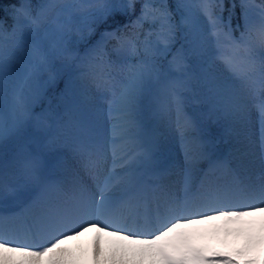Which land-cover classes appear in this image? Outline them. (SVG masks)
Instances as JSON below:
<instances>
[{"label":"snow or ice","instance_id":"6c2138e0","mask_svg":"<svg viewBox=\"0 0 264 264\" xmlns=\"http://www.w3.org/2000/svg\"><path fill=\"white\" fill-rule=\"evenodd\" d=\"M239 6L244 25L237 37L233 35L231 12L227 22L219 14L224 11L223 0L179 4L178 8L185 10L182 20L189 26L185 35L188 47L177 49L171 63L185 69L189 57H196L205 45L204 29L192 11L195 9L206 19L207 35L214 40L217 58L229 73V77L220 78L208 72L204 78L213 108L246 125L251 100L259 114V172L243 165L230 166L233 152L247 155L242 140H237L239 146L228 155L214 158L209 151L211 141L193 135V156L186 152V159H204L208 170L194 192L193 173L185 170L181 191L156 174L151 180L144 179L158 147L155 135L145 142L129 138L131 147L113 142L112 167L107 168L103 146L80 140L70 148V161L58 156L52 165L71 175L64 188L61 181L52 178L45 155L56 147V136L37 142L26 131L30 116L19 102V91L37 67L30 65L23 80L13 86L17 102L11 124L0 116V201L11 191L20 198L21 206L19 213L9 214L0 204V264H264V4L259 5L255 20L251 12L254 5L240 0ZM29 7L22 4L16 11L38 24L57 8L94 10L89 11L90 18L101 20L117 6L47 3L38 7L35 17ZM119 7L134 8V3L129 0ZM108 38L117 42L113 49L118 54L116 60L104 51ZM174 39L175 25L165 0H144L134 20L102 34L83 58L85 71L81 75L98 87H109L110 108L116 106L127 116L155 71L148 57L159 52L161 45L167 48ZM32 51L39 64L47 62L46 53L35 47ZM141 52L143 58L131 63V58ZM9 57L8 36L0 29V93L8 87ZM118 76L124 77L123 83ZM187 83L173 85L168 103L160 105L162 112L174 107L182 140L196 132L194 121L183 112L178 91ZM10 137L17 138L11 150ZM81 170L93 181L91 186L80 176ZM212 171H221L226 178L213 180ZM53 189L63 193L57 202L49 200ZM21 218L30 219L32 226L12 227ZM210 239L219 246L210 245Z\"/></svg>","mask_w":264,"mask_h":264},{"label":"rangeland","instance_id":"374dc122","mask_svg":"<svg viewBox=\"0 0 264 264\" xmlns=\"http://www.w3.org/2000/svg\"><path fill=\"white\" fill-rule=\"evenodd\" d=\"M138 1H141V5L144 3V0ZM128 2L129 0H45L43 4L89 5L105 3L117 6L112 10L125 11V8L119 6ZM156 2L159 3L160 0H156ZM165 2L172 13V23L175 25V39L167 48L161 45L160 51L149 58L155 65V71L148 78L146 91L139 98L134 110L127 116L122 115L119 110L123 119L130 117L132 125L122 128L117 146L127 145L131 147L128 143L129 138L135 137L137 140L145 142L150 136L155 135L158 147L153 156L154 162L152 165H148V174L144 176V179L151 180L153 174H156L164 183L171 184L175 189L182 191L184 188L185 170H191L195 173L194 184L191 187V190L194 192L199 187L203 173L208 170V163L204 159H186V152L189 157L193 156V145L190 143V138L194 135L200 139L199 133L196 130L195 133H190L188 137L182 140L176 126L177 114L174 107L170 106L167 111L163 112L160 110L161 104L168 103L170 98L169 92L173 85H180L182 82L187 81L186 86L178 87V91L184 102L183 112L193 120L195 103H197L196 99H198V88H200L205 99H207L205 107L209 114L210 129L220 139L221 157L228 155L230 150L238 147L237 140L240 139L247 146V155L241 156L240 153L233 152V155L230 157V166L235 168L243 165L259 172L261 167V153L258 141L260 122L259 114L253 102L251 100L248 102L247 123L245 125L232 116L225 115L213 108L212 99L206 94L204 78L208 72L220 78L229 77V73L225 69L223 62L217 58V52L215 51L214 54L207 56L199 49V54L196 57H189L187 67L183 70H179L173 65L167 67L163 65L162 60L170 53L173 56L181 46L188 47L185 35L189 32V26L182 20L185 10L178 8V5L196 4L199 0H175L177 8H172L169 0H165ZM140 9L136 16L140 14ZM89 11L94 10L69 12L67 9L57 8L41 19L38 24H33L30 31H14L10 35H7L10 53L7 76L8 87L3 93H0V116H3L9 124L13 120V108L17 102L13 96V86L23 80L30 65H37L30 78L19 91V102L29 113L27 103L33 102L41 96L52 81L48 73L43 71L50 64L49 57L51 54L55 52L72 56L66 42L67 32L72 30L81 35L92 28L96 20L90 18ZM192 11L196 17L198 11L195 9ZM98 41L77 53V60L73 63V67L67 71L62 99L59 102L61 111H58L57 108L59 104L47 103L46 106L49 112L47 111L44 114L51 120L49 127L45 121L36 122L37 116L33 122H30L32 118H29L26 123V131L32 136L34 141L42 142L46 137L56 136V147L51 152H46L45 155L52 178L57 180L60 177L59 181H61V186L64 188L71 181V175L64 168L52 167V165L58 156L69 158L70 161V148L77 141L83 140L92 144L102 145L108 158L105 167H112L108 136V110L110 108L109 101L112 100V90L106 86L98 87L91 78L81 75L85 71L82 67L83 58ZM33 47L47 54L46 63H38L37 58L33 55ZM158 58L161 60H158ZM195 76L198 77V84L194 83ZM117 80L123 83L124 77L118 76ZM115 90L118 91V88ZM61 113L74 116L80 123L86 124V132L78 134L73 138L63 133L56 123ZM93 125L98 126L97 130L90 129ZM245 134L247 135V139H244ZM16 143L17 138L10 137L8 140L9 150ZM80 176L89 186L93 184V181L83 170L80 171ZM197 177L198 181L196 182ZM216 177L226 178L223 172L212 171L210 178L215 180ZM9 186L11 188V180ZM62 197L63 193L56 189H53L49 193V200L51 202H57ZM0 204L8 209L9 214L19 213L21 210L20 198L11 191H9L6 200L0 201ZM31 226L32 221L26 218H21L12 225V227L18 229ZM208 243L212 246H219L214 239H210Z\"/></svg>","mask_w":264,"mask_h":264},{"label":"trees","instance_id":"16d2710c","mask_svg":"<svg viewBox=\"0 0 264 264\" xmlns=\"http://www.w3.org/2000/svg\"><path fill=\"white\" fill-rule=\"evenodd\" d=\"M45 0H0V29L6 30V34H10L14 30H19V32L30 31L33 23L28 16L24 15L22 12L16 11L20 5H29L28 11L34 17L38 7L44 3ZM171 2L172 8H177V3L175 0H169ZM251 5H254L251 9L252 17L255 20L257 13L259 12V5L264 4V0H248ZM134 8L121 10H112L105 18L101 20H96L90 31H85L81 35L70 30L66 34V42L68 43L69 49L72 51V56L61 55L59 53L53 52L50 58V65L44 68V71L48 73V76L52 78L50 85L44 90V93L37 98L34 102L27 104L28 110L31 113L39 114L40 121H45L47 123V118L44 117L42 113L46 111L44 105L51 99V101L56 104L61 98L60 95L63 91V86L65 82L66 71L71 67L72 63L76 60L74 52L82 50L88 44L94 42L97 38L102 37L105 32L115 31L117 28H123L125 21L127 19H132L140 9L141 1H133ZM224 11L219 13L222 19L227 22L229 20V15L231 12V25L234 29L233 35L239 36L240 31L243 30L244 19L241 15L240 0H223ZM235 5L233 8L232 6ZM197 24L204 29L203 35L205 37V45L201 49L203 54L209 56L214 54L216 51L214 40L208 37L207 32V21L203 17L202 13L197 12ZM258 18V17H257ZM148 25H145L147 28ZM116 40L108 38L105 42L104 51L107 53L108 58L116 60L118 54L113 51L116 45ZM151 57V56H150ZM148 57V59L150 58ZM143 58V53L139 56L132 57L130 62L136 63L137 60ZM173 56L169 54L164 60H162L163 65L166 67L169 65L175 66L171 61ZM172 59V60H171ZM158 60H160L158 58ZM162 67V66H161ZM194 83L198 84V77L195 76ZM198 103L196 104L194 120L197 124L198 129L202 133L206 141H211L210 151L217 153L218 143L216 137L209 131V114L205 108L207 99L200 88H198ZM116 109L112 106L109 110V133L111 144L115 142L119 128L125 123L119 114H116ZM129 122V121H128ZM59 126L65 133H69V136H74L77 133H81L84 130V126L81 125L76 120L66 119L65 115H61L58 122ZM115 126V127H114Z\"/></svg>","mask_w":264,"mask_h":264},{"label":"bare ground","instance_id":"6f19581e","mask_svg":"<svg viewBox=\"0 0 264 264\" xmlns=\"http://www.w3.org/2000/svg\"><path fill=\"white\" fill-rule=\"evenodd\" d=\"M153 162H154V158H153ZM153 162L151 163V165L153 164ZM141 171H144V169H141ZM148 172V171H147ZM193 173V172H192ZM193 177H194V179H195V173H193ZM60 179V177H58L57 178V180H59ZM198 181V177H197V180H196V182Z\"/></svg>","mask_w":264,"mask_h":264}]
</instances>
